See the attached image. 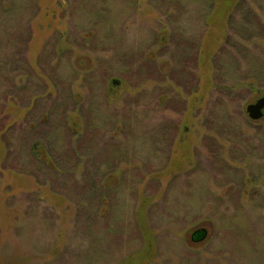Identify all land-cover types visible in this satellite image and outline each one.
I'll list each match as a JSON object with an SVG mask.
<instances>
[{"label":"rangeland","instance_id":"374dc122","mask_svg":"<svg viewBox=\"0 0 264 264\" xmlns=\"http://www.w3.org/2000/svg\"><path fill=\"white\" fill-rule=\"evenodd\" d=\"M263 94L264 0H0V264H264Z\"/></svg>","mask_w":264,"mask_h":264},{"label":"water","instance_id":"95a60500","mask_svg":"<svg viewBox=\"0 0 264 264\" xmlns=\"http://www.w3.org/2000/svg\"><path fill=\"white\" fill-rule=\"evenodd\" d=\"M251 119H260L264 117V94L256 100V102L251 103L246 108ZM209 231L205 227H199L193 231L191 235L192 242H201L205 240L208 236Z\"/></svg>","mask_w":264,"mask_h":264},{"label":"trees","instance_id":"16d2710c","mask_svg":"<svg viewBox=\"0 0 264 264\" xmlns=\"http://www.w3.org/2000/svg\"><path fill=\"white\" fill-rule=\"evenodd\" d=\"M79 111V110H78ZM77 110H75V112H78ZM79 124H78V122L75 120V122H73V123H66V127H67V130H68V132H69V134L71 135V137H74V135H77L78 136V139H77V141H79V140H81V138L82 137H84V134H82L81 133V131H78V130H75V128L78 126ZM76 154V153H75ZM75 159V158H74ZM87 171V170H86ZM92 190L94 191V188L95 189H99L98 190V195H100L101 194V196H100V200H101V198H102V194H104L103 193V189H104V186L102 185V182L100 183V181L98 182V180L96 181L95 179H93L92 180ZM113 184H114V182H113ZM100 200H98V203L97 204H99V206H100V208L102 207L101 206V204H104V202H101ZM85 206V205H84ZM84 208V207H83Z\"/></svg>","mask_w":264,"mask_h":264}]
</instances>
